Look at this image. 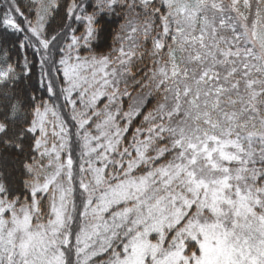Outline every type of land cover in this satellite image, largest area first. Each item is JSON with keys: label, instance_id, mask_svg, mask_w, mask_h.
Returning a JSON list of instances; mask_svg holds the SVG:
<instances>
[{"label": "snow or ice", "instance_id": "obj_1", "mask_svg": "<svg viewBox=\"0 0 264 264\" xmlns=\"http://www.w3.org/2000/svg\"><path fill=\"white\" fill-rule=\"evenodd\" d=\"M88 7L0 0V264H264V0Z\"/></svg>", "mask_w": 264, "mask_h": 264}, {"label": "trees", "instance_id": "obj_2", "mask_svg": "<svg viewBox=\"0 0 264 264\" xmlns=\"http://www.w3.org/2000/svg\"><path fill=\"white\" fill-rule=\"evenodd\" d=\"M86 5H88V11L91 12L95 6V0H85ZM122 21L119 20L116 16L106 15L103 20H101V24L104 25L105 31L102 36V39L97 41V51L98 52H106L109 48L113 47L112 35L118 29L119 23ZM13 60H16L15 52L12 53ZM29 59H32L31 53H29ZM22 62V59H21ZM35 63V61H33ZM39 66L36 65L33 72V79L31 81H26L32 90L38 88V78H39ZM36 96L41 99H46L47 94L43 91H36ZM18 154L14 152L11 148H6L3 144H0V172H5L10 176L11 182L14 186L21 185L22 181L26 179V175L20 168L18 164ZM14 171H20V175Z\"/></svg>", "mask_w": 264, "mask_h": 264}, {"label": "bare ground", "instance_id": "obj_3", "mask_svg": "<svg viewBox=\"0 0 264 264\" xmlns=\"http://www.w3.org/2000/svg\"><path fill=\"white\" fill-rule=\"evenodd\" d=\"M16 174H17V176H19L20 175V171H14Z\"/></svg>", "mask_w": 264, "mask_h": 264}]
</instances>
